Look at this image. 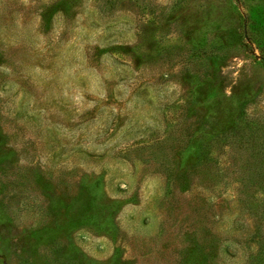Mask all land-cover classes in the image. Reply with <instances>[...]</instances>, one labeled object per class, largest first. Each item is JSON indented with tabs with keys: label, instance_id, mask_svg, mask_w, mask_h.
<instances>
[{
	"label": "rangeland",
	"instance_id": "374dc122",
	"mask_svg": "<svg viewBox=\"0 0 264 264\" xmlns=\"http://www.w3.org/2000/svg\"><path fill=\"white\" fill-rule=\"evenodd\" d=\"M0 264H264V0H0Z\"/></svg>",
	"mask_w": 264,
	"mask_h": 264
}]
</instances>
